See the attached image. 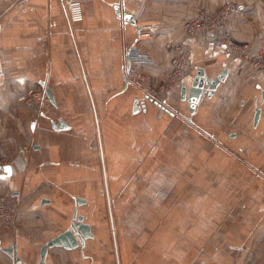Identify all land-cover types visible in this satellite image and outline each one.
Wrapping results in <instances>:
<instances>
[{
    "label": "crops",
    "instance_id": "crops-1",
    "mask_svg": "<svg viewBox=\"0 0 264 264\" xmlns=\"http://www.w3.org/2000/svg\"><path fill=\"white\" fill-rule=\"evenodd\" d=\"M231 1L234 40L264 52V0H0V197L19 216L0 223V264H38L75 214L90 236L45 264H264V70L181 29ZM172 40L194 71L158 92ZM131 48L150 61L127 70ZM197 69L225 77L192 113L181 86ZM30 89L53 102L27 105Z\"/></svg>",
    "mask_w": 264,
    "mask_h": 264
},
{
    "label": "built area",
    "instance_id": "built-area-1",
    "mask_svg": "<svg viewBox=\"0 0 264 264\" xmlns=\"http://www.w3.org/2000/svg\"><path fill=\"white\" fill-rule=\"evenodd\" d=\"M241 7V4L232 3L216 11L204 7L196 17L189 18L182 24L183 31L190 36H199L206 39L210 45L220 48L226 56L246 61L256 70H264V52L252 53L247 43H236L227 27V18ZM173 54L172 66L175 76L173 81L180 80L191 72L193 64L188 60V51L178 43L169 46ZM130 59L135 61L146 60V55L132 49ZM190 67V68H189ZM188 72V73H187ZM187 73V74H186ZM181 76V77H182ZM182 77V78H183ZM150 94V93H149ZM27 105L43 104L48 106L50 100L46 92L30 89L21 97ZM5 155V154H0ZM0 223L5 229H13L19 223L18 213L13 203L5 197H0Z\"/></svg>",
    "mask_w": 264,
    "mask_h": 264
},
{
    "label": "water",
    "instance_id": "water-1",
    "mask_svg": "<svg viewBox=\"0 0 264 264\" xmlns=\"http://www.w3.org/2000/svg\"><path fill=\"white\" fill-rule=\"evenodd\" d=\"M115 11L120 16L121 13L118 5L115 6ZM122 17L126 23H129L135 27L137 37H139L140 26L135 23L132 15L123 13ZM126 59H127L126 69L129 70V66H130L129 53ZM224 77H225V72L216 78L208 79L205 77V73L202 69H197L196 75L192 80L191 86L189 88H187L185 85L181 86V98L189 103L190 111L192 113L197 108V105L199 101L203 98V95L207 94V96H211L212 92L215 90L217 85L224 80ZM45 92L49 100L53 102L51 92L49 91V89H46ZM159 106L162 109H165L164 106L162 105ZM53 127L55 129H61L64 127L63 122L60 120L59 126L53 125ZM81 219H82L81 216L75 214L68 230L46 241L45 244L41 246L40 259L38 264H45V257L47 250L54 246H61L66 249L76 248L79 245L81 247L84 246L85 239H87L90 236V232H89V226L87 224L82 223ZM3 251L6 252L11 257H13L12 248H4Z\"/></svg>",
    "mask_w": 264,
    "mask_h": 264
},
{
    "label": "rangeland",
    "instance_id": "rangeland-1",
    "mask_svg": "<svg viewBox=\"0 0 264 264\" xmlns=\"http://www.w3.org/2000/svg\"><path fill=\"white\" fill-rule=\"evenodd\" d=\"M232 3H236V4H240L239 2H235V1H231V2H226V3H224L223 5H221V6H219V7H216V8H212V7H210V6H202V7H200V8H198V11H197V13L195 14V15H193V16H191V17H188V18H186V19H184L182 22H181V29H182V24H183V22H185L187 19H189V18H193V17H196V15L198 14V12L201 10V9H203L204 7H206V8H208V9H211L212 11H216V10H218V9H220L221 7H225V6H227V5H230V4H232ZM233 13H231L229 16H228V18H227V27H228V21H229V18L231 17V15H232ZM228 29H229V31H230V33H231V36H232V39H233V41L234 42H236L237 43V41H235L234 40V38H233V35H232V32H231V30H230V28L228 27ZM182 31H183V29H182ZM183 33H185L184 31H183ZM186 34V33H185ZM186 35H188V34H186ZM188 36H190V35H188ZM191 37H196V36H191ZM197 37H199V36H197ZM202 38V37H201ZM203 39H205V38H203ZM206 40V39H205ZM178 43L179 45H181V47L182 48H184V49H186L189 53H188V60L190 61V59H189V55H190V49H189V47L188 46H186V45H184L182 42H179V41H174V40H172V41H168L166 44H165V46H166V49L169 51V53L171 54V60H170V64H171V70H170V74H169V77H168V81L166 82V84L164 85V87L163 88H158V92H163V93H165V92H167L168 90V88L169 87H172L173 85H175V84H178V83H180L185 77H187V76H190L192 73H193V71H194V67H193V69L191 70V72L189 73V74H187V75H185L184 77L182 76V75H180L179 77H177V78H181L180 80H176V81H173L174 79H173V76L174 77H176L175 76V73H174V71H173V66H172V58H173V54H172V52L170 51V49H169V47H168V45L169 46H171L173 43ZM209 44V43H208ZM210 45V44H209ZM212 46V45H211ZM214 47V46H213ZM217 48V47H216ZM220 51H221V54L222 55H224V56H226L225 54H223L222 53V50L220 49V48H218ZM134 51H139V52H141L139 49H134ZM143 53V52H142ZM145 54V53H144ZM146 55V54H145ZM130 56V55H129ZM230 57H232V56H230ZM234 58V57H233ZM130 60H132V59H130ZM132 61H135V60H132ZM144 61H150L149 60V57H148V55H146V60H144ZM193 64V63H192ZM249 64V63H248ZM194 66V65H193ZM190 68V67H189ZM183 78H182V77ZM134 78H135V76H133ZM147 79H146V77L145 76H143V75H137L136 76V81H138V82H140V83H145V81H146ZM133 81H134V79H133ZM145 88H146V90H147V93L149 92L150 94L151 93H153L154 94V92L155 91H153V89H152V87H146V86H144ZM166 90V91H165ZM148 97H149V94H148ZM24 103H25V101L24 100H22ZM25 148V147H24ZM27 149H22V151H26ZM0 154H5V153H3L2 152V145H1V143H0ZM10 163H11V159H10V156L9 155H0V167H3V166H9L10 165Z\"/></svg>",
    "mask_w": 264,
    "mask_h": 264
},
{
    "label": "snow or ice",
    "instance_id": "snow-or-ice-1",
    "mask_svg": "<svg viewBox=\"0 0 264 264\" xmlns=\"http://www.w3.org/2000/svg\"><path fill=\"white\" fill-rule=\"evenodd\" d=\"M6 171H8L9 173L11 172V169L9 168V169H5Z\"/></svg>",
    "mask_w": 264,
    "mask_h": 264
}]
</instances>
